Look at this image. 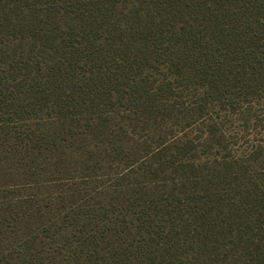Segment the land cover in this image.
I'll return each mask as SVG.
<instances>
[{
    "label": "trees",
    "instance_id": "trees-1",
    "mask_svg": "<svg viewBox=\"0 0 264 264\" xmlns=\"http://www.w3.org/2000/svg\"><path fill=\"white\" fill-rule=\"evenodd\" d=\"M0 264H264V0H0Z\"/></svg>",
    "mask_w": 264,
    "mask_h": 264
}]
</instances>
